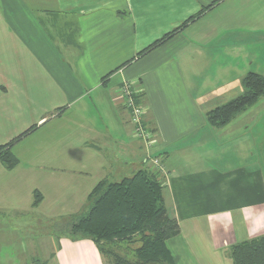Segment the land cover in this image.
Returning a JSON list of instances; mask_svg holds the SVG:
<instances>
[{
	"label": "crops",
	"instance_id": "obj_1",
	"mask_svg": "<svg viewBox=\"0 0 264 264\" xmlns=\"http://www.w3.org/2000/svg\"><path fill=\"white\" fill-rule=\"evenodd\" d=\"M248 72L264 75V0H0V145L21 137L18 163L0 160V264H105L90 238L46 233L35 258L1 244L9 229L68 223L129 166L165 181L175 264H205L191 238L206 220L231 246L264 235V96L225 125L207 116ZM125 82L147 106L162 170L114 101Z\"/></svg>",
	"mask_w": 264,
	"mask_h": 264
},
{
	"label": "trees",
	"instance_id": "obj_2",
	"mask_svg": "<svg viewBox=\"0 0 264 264\" xmlns=\"http://www.w3.org/2000/svg\"><path fill=\"white\" fill-rule=\"evenodd\" d=\"M185 24L187 21L182 26ZM176 31L156 41L140 55L149 52ZM243 86L245 91L242 94L208 112L211 125L227 124L263 97L264 75L248 72L243 78ZM136 101L143 103L140 94L136 96ZM145 124L148 126L146 120ZM15 140L0 145V160L7 168L18 163L11 151ZM164 188L165 181L161 175L149 166L120 181L102 180L92 189L88 207L70 222L64 223L62 228L73 239H92L104 256L105 264H111V260L112 264H175L167 241L180 234V224L170 211ZM127 243L134 245L133 258L116 250ZM230 250L234 264H264V235L237 243Z\"/></svg>",
	"mask_w": 264,
	"mask_h": 264
},
{
	"label": "rangeland",
	"instance_id": "obj_3",
	"mask_svg": "<svg viewBox=\"0 0 264 264\" xmlns=\"http://www.w3.org/2000/svg\"><path fill=\"white\" fill-rule=\"evenodd\" d=\"M139 167L141 166L135 167L132 171V167L129 166L127 167L126 173L129 176H131L135 171L140 169ZM116 180H119V179H116ZM34 221H37V219H34ZM216 223L217 221H214V220L204 221L203 222L204 228H203L202 234L200 236L199 235L196 236L195 239L192 237L191 240L194 241L193 244L196 250L198 251V253L202 255V258L205 264H233L231 254H230V251H231L230 248L232 246L228 244L230 242L225 241L226 238L224 237V232L219 234V232L216 229ZM54 224L46 222V221H38L33 224V228L31 230L12 231L9 229L7 233L13 234L14 237L6 238L4 242L9 241L8 242L9 244L6 245L2 243L1 246L7 247V250L10 251V254H11V253H14L12 251L14 249L13 245L16 241L17 243L25 244V246L21 245V246L16 247V251H18L20 254L26 248V250L29 251L31 256L33 255L32 257L34 256L36 257L39 254H40L39 256L43 257L46 254V252L44 251L43 253L39 252V248L44 249V247H47L46 242H45L47 241L46 233H47L48 238L50 236L48 233L50 234L58 233V235L67 234V232L66 233L64 232V228H62L64 223L62 224L59 223L57 224V226H55ZM226 235L228 236L227 233ZM223 237H224V240H223ZM39 242H40V245H42L41 247H39ZM31 243H34L33 249L29 250L28 244H31ZM124 245L126 246H122L120 249L117 248L116 250L119 251L121 254L126 255L129 258H133L134 255H133L132 249L134 248V245H130L128 243ZM112 262L113 260H111V264ZM21 263L22 262H17L16 264H21ZM49 264H55L54 260L50 259Z\"/></svg>",
	"mask_w": 264,
	"mask_h": 264
},
{
	"label": "built area",
	"instance_id": "obj_4",
	"mask_svg": "<svg viewBox=\"0 0 264 264\" xmlns=\"http://www.w3.org/2000/svg\"><path fill=\"white\" fill-rule=\"evenodd\" d=\"M138 91L134 89L131 83H123L114 94V101L126 108L131 115L133 124V134L138 140L142 141L150 161L156 170H162V155H155L154 148L156 145V134L145 124V115L147 106L144 103H137L136 96Z\"/></svg>",
	"mask_w": 264,
	"mask_h": 264
}]
</instances>
